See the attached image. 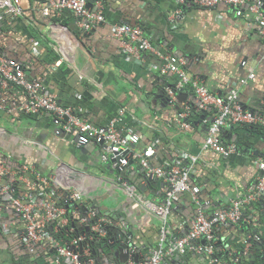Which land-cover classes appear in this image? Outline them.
<instances>
[{
    "label": "crops",
    "instance_id": "crops-1",
    "mask_svg": "<svg viewBox=\"0 0 264 264\" xmlns=\"http://www.w3.org/2000/svg\"><path fill=\"white\" fill-rule=\"evenodd\" d=\"M20 4V16L0 11V51L6 57H27L34 62L28 67L31 71H25L29 78H40L45 90L95 126L117 119L119 131L132 129L139 135L135 151L154 143L156 154L150 160L154 166L177 162L184 153L196 155L191 180L206 185L200 197L205 200L203 212L207 216L246 194L259 176V161L264 160L263 134L245 124L229 125L220 138L239 145L238 153L225 158L204 150L210 117H195L194 127L189 129L179 127L178 121H186L196 96L190 88L175 89L177 77L162 75L160 70L166 62L163 56L168 60L184 56L189 77H196L218 96L225 97L236 87L244 108L263 111L264 39L252 14L237 17L224 5L210 10L189 6L171 21L179 7L176 0H106L103 9L108 18L84 31L67 9L45 16L41 12L44 5L37 0H20ZM118 22L139 25L155 51L143 52L139 59L125 52L112 33ZM58 60L61 63L55 66ZM250 73L255 78L239 85L238 80ZM6 96L15 103L26 99L16 88ZM119 112H123L120 118ZM181 113H185L183 118L179 117ZM54 127L49 113L0 111V158L6 153L34 167L60 189L79 192L100 216L111 217L119 229L125 227L132 234L128 240L143 254L152 251L159 241L160 225L152 209L164 202L163 182L139 177L135 164L130 166L127 179L137 189L123 180L114 181L112 164L101 160L100 147L81 151L72 135L57 136ZM195 207L189 192L176 195L168 216L176 235L187 232ZM258 212L260 220L255 218L249 230L264 235V200ZM14 220L11 230L15 226L18 230L13 234H4L0 225V264H72L67 258L55 262L56 251L51 247H24L20 240L24 222ZM50 225L57 227V222L47 224L48 229ZM219 233L224 249L230 253L250 245L245 236L251 233L246 235L228 225H223ZM106 251L96 246L97 264H106V255L120 262ZM206 260L202 254L188 252L177 262L207 264Z\"/></svg>",
    "mask_w": 264,
    "mask_h": 264
},
{
    "label": "built area",
    "instance_id": "built-area-1",
    "mask_svg": "<svg viewBox=\"0 0 264 264\" xmlns=\"http://www.w3.org/2000/svg\"><path fill=\"white\" fill-rule=\"evenodd\" d=\"M189 3L191 6L199 7L201 9H214L221 5L228 7L234 11L237 17H242L245 12L252 14V21L257 26L259 35L264 39V2L263 0H176L177 4ZM94 8L87 7V0H46L45 7L42 8V14L48 15L49 12L60 13L62 10H69L77 18V25L84 31L94 28L97 24L104 21L103 5L101 1H96ZM0 11L5 15L20 16L23 12L20 0H0ZM181 9L174 12L170 17L171 21L177 17ZM113 36L116 37L125 52L134 54L139 59L143 52H154V47L148 37L145 36L143 30L139 26H130L128 24H114L112 28ZM166 62L161 67V73H170L176 75L178 81L175 85L176 89L190 85L193 88L199 108L206 109L208 106L216 108L217 115L208 128V133L203 141V149L214 151L222 156H230L235 154L236 146L234 144H223L220 142L217 135L220 133L222 127L227 124L238 123H256L264 125V116L253 114L252 112L243 110L237 103V91L231 89L225 98H221L200 82L197 78L191 79L188 77L186 71L181 69L185 64L184 58L168 60L164 57ZM248 78L241 79L239 83L247 84L248 80L254 78V74L250 73ZM10 83L17 86H22L28 94V100L19 108L17 104L11 103V107L6 108L5 101L0 98V110L5 109L7 113L15 111L36 112L44 110L55 115L54 120L65 133H73L77 137L78 145H85L89 140L93 139L97 142L107 144V150L111 154L110 158H118L120 165H126L128 161L136 159L140 166L146 169L147 176L160 178L164 184L165 202L162 207H154L155 211L162 219L163 227L160 235L159 247L146 260L141 262L129 261L128 264H169L168 257L173 254H186L191 251L198 254H211L213 248L211 245L193 244L194 241L206 237L211 239V229L213 225L225 224L226 222H236L240 218V212L243 204L254 200L257 195L264 193V161L259 163V169L262 176L258 179V183L248 190L247 196L243 200H237L231 203L227 208H223L214 212L211 216H206L201 210L200 192L204 185H193L190 183V174L192 172L193 164L198 160L196 155L184 153L183 160H187L189 164L182 166L180 162H175L172 165L151 167L149 164L150 158L154 155L155 149L153 146L146 147L140 153H133L131 146L138 142V135L131 129L121 133L117 129V119L111 120L105 126H94L88 121L81 119L73 112L71 107H62L56 101L54 96L42 93V84L39 80H26L22 70L21 64L13 59H9L0 53V88L5 89ZM172 95V91H168ZM120 117L123 112H119ZM184 117V114H181ZM184 129H189L190 125L182 123ZM107 156H103L106 160ZM1 174H6L7 169L0 164ZM36 181L43 182L45 187H49L47 179L42 177L39 173L34 172ZM17 174V173H16ZM15 174V176H16ZM15 177L12 173L10 182H2L0 176V196L4 197L8 204L4 206L5 209L11 207L13 215L18 216L24 221V241L26 246L33 248L43 239L51 240L56 251L57 258L55 262H59L62 258H67L72 264H83L81 256L88 254V248H84L82 253L77 251L80 247V241L85 236L80 235L72 238L68 243H62L60 240L54 239L49 230L46 228L47 224H51L56 220L59 214L64 213L62 207L57 206V199L54 197V189L49 188L48 192L40 190L36 193H24L23 198L19 199L12 195L14 188L11 187V182ZM17 180L25 182L26 186L32 191L35 184L23 175H17ZM181 192H189L195 204L197 205L196 213L189 221V230L186 234L171 238L170 241L165 242L167 235L170 233L165 227V220L170 213L172 201ZM78 201L83 202L80 193L76 191H69L64 201ZM2 210V208H1ZM0 210V211H1ZM95 212L90 210L84 214L80 220V224H86L90 218H94ZM1 216L3 214L1 213ZM103 220V218H101ZM4 228L10 229L14 224V220L8 218L5 220ZM67 219L61 218L57 223L64 225ZM92 224L90 230L98 231L99 224ZM214 259H210L207 264H213ZM88 264H91L89 262Z\"/></svg>",
    "mask_w": 264,
    "mask_h": 264
},
{
    "label": "clouds",
    "instance_id": "clouds-1",
    "mask_svg": "<svg viewBox=\"0 0 264 264\" xmlns=\"http://www.w3.org/2000/svg\"><path fill=\"white\" fill-rule=\"evenodd\" d=\"M37 1H39L40 3H42L44 6L43 7H45V4H46V0H43V1H41V0H37ZM96 1H101V3H102V5L104 6V4H103V0H94L93 2H92V6L91 7H88V8H94V4H95V2ZM87 2H88V0H87ZM264 2V1H263ZM41 12H42V10H41ZM23 13V12H22ZM51 13H53V12H49V14L48 15H50ZM72 13V12H71ZM245 13H248V12H245ZM73 14V13H72ZM103 14H104V21L106 20V16H105V12H104V9H103ZM48 15H45V16H48ZM75 17V16H74ZM75 19H76V22H77V18L75 17ZM103 21V22H104ZM170 21V20H169ZM116 24H126V23H116ZM128 24V23H127ZM128 25H130V26H139V25H132V24H128ZM114 26V25H113ZM140 27V26H139ZM141 28V27H140ZM142 29V28H141ZM83 30V29H82ZM258 30V29H257ZM89 31V30H88ZM113 33V32H112ZM0 53L2 54V52L0 51ZM2 55H4V54H2ZM5 56V55H4ZM6 57V56H5ZM165 56H163L162 58H164ZM7 58H9V59H13V60H15L16 62H18L19 64H21V66H22V70H23V73H24V77H25V79L28 81V80H35L36 78H29L27 75H26V73H25V71H31V69H29L28 67L30 66V65H34L35 63L34 62H27V59H26V57H25V61H23V60H17V59H14V58H10V57H7ZM179 58H185L186 59V57H184V56H179ZM178 57H176L175 59H179ZM185 59H184V61H185ZM187 60V59H186ZM60 63H61V60H58L57 62H55V66H59L60 65ZM185 63H186V61H185ZM242 64L244 65V63L242 62ZM184 65L185 64H183L182 66H181V69H184ZM185 70V69H184ZM160 72H161V70H160ZM162 75H168V74H170V73H161ZM171 75H174V74H171ZM174 76H176V75H174ZM189 77V76H188ZM191 78V77H190ZM196 77H192L191 79H195ZM248 78V77H247ZM254 78H255V75H254ZM253 78V79H254ZM252 79V80H253ZM36 80H39L40 82H41V84H42V86L44 85L43 84V81L40 79V78H38L37 77V79ZM199 80V79H198ZM241 80V79H240ZM240 80H238V84L239 85H242L241 83H239V81ZM177 81H178V78H177ZM176 81V82H177ZM200 81V80H199ZM249 81V80H248ZM201 82V81H200ZM203 83V82H202ZM204 84V83H203ZM176 85V84H175ZM205 85V84H204ZM244 85H246V84H244ZM190 85H186L185 86V88H187V87H189ZM206 86V85H205ZM207 87V86H206ZM14 88H16V89H18V90H20L21 91V94L22 95H24V96H26V99L23 101V102H17V103H15V102H9V100H8V98H7V96H6V93L9 91V90H12V89H14ZM43 89H42V93H45V94H48V95H50V96H54L55 97V99H56V101L58 102V104H60L62 107H69V106H66V105H64V104H62V103H60L59 102V100H58V98L54 95V94H52V93H49L47 90H45V88H44V86L42 87ZM174 88H175V86H174ZM184 88V87H183ZM234 89H236V91H237V103L239 104V106L243 109V110H245V111H249V112H252L253 114H256V115H260V116H264V114L262 113V112H253V110H250V109H247V108H244L242 105H241V103L239 102V100H238V88H236V87H233ZM233 88H231V89H233ZM176 89V88H175ZM181 89V88H180ZM191 89L193 90V88H192V86H191ZM230 89V90H231ZM209 90V89H208ZM229 90V91H230ZM210 91V90H209ZM194 92V91H193ZM213 93V92H212ZM170 94V93H169ZM195 94V93H194ZM214 94V93H213ZM228 94V93H227ZM226 94V95H227ZM216 95V94H215ZM218 96V95H217ZM219 97H221V98H225V97H223V96H219ZM0 98H2L4 101H5V104H6V108L9 106V107H11L12 105H11V103H15V104H17V106L20 108L21 106H22V104L23 103H25L27 100H28V94L25 92V90H24V88L22 87V86H17V85H15L14 83H10L9 84V86L7 87V88H5V89H2V88H0ZM197 100V99H196ZM196 104L198 105V107H199V104H198V101H196ZM209 108H212L213 110H214V112H215V115H214V117H213V119H212V121H211V123L213 122V120H214V118H215V116L217 115V110H216V108H214V107H212V106H208ZM0 111H3V112H5L6 114H12V113H14V112H10V113H7L6 111H5V109H3V110H0ZM15 112H17V111H15ZM23 112H25V111H23ZM73 112L77 115V116H79V114L75 111V109L73 108ZM25 113H34V114H40V113H49V114H51L50 112H47V111H44V110H38V111H36V112H25ZM181 114H184V116H185V113H181ZM181 114H179V117H181ZM52 116H53V123H54V125H55V127H54V133H56V135L57 136H61L63 133H64V136L66 135V134H68V135H72V137L74 138V142H75V145H77V147H80V146H86V145H88V144H90V143H99V142H97V141H95V140H93V139H91V140H89L85 145H78L77 144V137H76V135L75 134H73V133H65L57 124H55V122H54V120L56 119V117H55V115H53V114H51ZM80 117V116H79ZM118 117L120 118V115H118ZM81 119H84V118H82V117H80ZM181 118H183V117H181ZM85 120V119H84ZM87 121V120H86ZM90 123V122H89ZM182 123H186V124H189V123H187L186 121H182V122H180V121H178V125H179V127H181L182 129H184L182 126H181V124ZM211 123H210V125H211ZM243 124H245V125H250V124H259V125H262V126H264L263 124H260L259 122H256V123H238V124H227V125H225L224 127H222L221 128V130H220V133L217 135V137L219 138V140H220V142L222 143V138H220V135H221V132H222V130L226 127V126H229V125H243ZM190 125V124H189ZM209 125V126H210ZM95 126V125H94ZM103 126H105V125H103ZM209 126L207 127V130H206V132L208 133V128H209ZM190 127H191V125H190ZM126 130H128V129H126ZM126 130L125 131H120L121 133H124V132H126ZM132 130V129H131ZM2 131V129L0 128V135H1V133L3 132H1ZM133 131V130H132ZM134 132V131H133ZM135 134H136V132H134ZM137 135V134H136ZM138 137H139V135H138ZM205 137H206V134H205ZM205 139V138H204ZM138 141H139V139H138ZM204 141V140H203ZM225 142V141H224ZM102 143V145H103V147L102 146H99V145H96V146H98V147H100L101 148V155H100V157H101V160H103V156H107V159L106 160H103V161H105V162H107V164L108 163H111L112 165V169H114V167H118V166H124V167H127L128 168V172H129V168H131L130 166H132L133 164H135V166L140 170V169H143L144 170V176L145 177H150V178H157V177H151V176H147V174H146V169L145 168H143L142 166H140V164H139V162L136 160V159H130L129 161H128V163L126 164V165H120L119 164V162H118V158H110V153L108 152V150H107V144H105V143H103V142H101ZM138 143V142H137ZM136 143V144H137ZM136 144H134V145H132L131 146V149H132V152L133 153H135V154H137V153H140V152H142L146 147H148V146H153L154 147V149H155V144L153 143L152 145H148V146H146L143 150H141V151H135V149H134V146L136 145ZM226 144H234L235 146H236V153L235 154H237L238 153V148H237V145L235 144V143H232V142H225V145ZM215 153V152H214ZM156 154V149H155V153H154V155ZM217 154V153H216ZM0 155H2V150L0 149ZM3 155L4 156H6V158H4L3 156H2V158H0V164H2L6 169H7V172H6V174H1V172H0V176H1V179H2V182L4 183V182H10V179H11V177H12V173L14 174V177H15V179H14V181H12L11 182V187L12 188H14V183L15 182H21L23 185H24V187H25V189H23L24 190V193H36V192H38L37 190H36V183H38L39 181H36V177H35V173L34 172H37V173H39L37 170H35L34 169V167H29L28 165H26V164H22V163H20V162H18L16 159L14 160L15 162H13L12 164H10V163H8L7 162V159L8 158H11L10 157V155H7L6 153H3ZM153 155V156H154ZM220 155V154H219ZM232 155H234V154H232ZM152 156V157H153ZM222 156V155H221ZM231 156V155H230ZM151 157V158H152ZM223 157H225V158H227V157H229V156H223ZM151 158H150V160H151ZM183 159H182V157H181V159L179 160V161H177V162H180V164H181V161H182ZM187 161V160H186ZM262 161H264V160H260L259 161V163L260 162H262ZM175 162H173V163H171V164H167V165H172V164H174ZM259 163H258V169H259ZM149 164H150V166L151 167H160V166H154V165H152L151 164V161H149ZM189 164V162L187 161V163L186 164H184V165H182V166H187ZM167 165H163V166H167ZM136 167H135V169H136ZM26 172H29L30 174H31V176H33V179H35V182H33L29 177H27V176H25L24 175V173H26ZM17 173V174H16ZM15 174H16V176H15ZM40 174V173H39ZM17 175H23L25 178H27V179H29L31 182H33L34 184H35V188H34V190H30L29 189V187H27L26 186V184H25V182H23V181H21V180H17ZM41 175V174H40ZM42 176V175H41ZM262 176V172H261V170L259 169V176H258V178H257V180L253 183V184H251L249 187H248V189H247V191H246V194L242 197V198H240L239 200H243L246 196H247V194H248V190H249V188L250 187H252V186H255L257 183H258V179L260 178ZM43 177V176H42ZM45 178V177H44ZM47 179V183L49 184V187H47V188H53L54 189V191L57 193L56 194V197H57V195L59 196L60 194H61V192H64L65 194L63 195V196H65L69 191H72V190H62V189H60L59 187H57L52 181H50V179H48V178H46ZM145 179V178H144ZM157 179H160V178H157ZM146 180V179H145ZM161 180V179H160ZM118 181V180H117ZM120 181H122V180H119V182ZM162 181V180H161ZM163 182V181H162ZM190 183L191 184H193V185H204V188H203V190L201 191V192H203L204 190H205V188H206V185L204 184V183H193V181L191 180V174H190ZM163 185H164V187H165V184H164V182H163ZM130 186V185H129ZM133 186V185H132ZM135 189V188H134ZM13 192H14V190H13ZM77 192V191H76ZM200 192V193H201ZM24 193L22 194V197L21 198H23V196H24ZM79 193V192H78ZM81 195V194H80ZM164 195V202H165V193L163 194ZM62 196V197H63ZM262 196V198H260ZM2 197V196H1ZM15 197V196H14ZM55 197V196H54ZM81 197H82V200H83V202L85 201L84 200V198H83V196L81 195ZM4 198V197H3ZM17 198H19V197H17ZM21 198H19V199H21ZM199 198L201 199V204H202V206H201V211L203 212V206H204V199H202L201 197H200V194H199ZM259 198H260V200H259ZM5 199V198H4ZM57 199V198H56ZM175 199V198H174ZM173 199V200H174ZM257 200H259L260 202L262 201V200H264V193H262V194H259V195H257L256 196V198L254 199V200H252V201H250L249 203H246V204H250V203H254V202H256ZM7 200L5 199V202H6ZM164 202H163V204L161 205V206H155V207H162L163 205H164ZM173 202V201H172ZM194 202V201H193ZM82 203V202H81ZM7 204H8V202H7ZM194 204H195V202H194ZM246 204H243L242 205V207H241V209L239 210V212L241 213V210H243V206L244 205H246ZM7 206V205H6ZM195 209H194V212L196 211V209H197V205L195 204ZM230 206V205H229ZM229 206H225L224 208H227V207H229ZM1 208H2V210H1ZM10 208L11 207H9L8 209H5V207L3 206V207H0V225H1V230H2V232L4 233V234H13L14 232H13V230H18L17 229V226H15V229H13V230H11V228L10 229H5L4 228V224H5V220L6 219H8V218H10V219H12V220H14V219H17V218H19L18 216H16V215H10L9 214V216H1V213L3 214L4 212H9L10 211ZM90 210H92L93 212H95V215L96 214H98L99 215V218L97 219V221H98V223L97 224H99V222L100 221H102V222H108V223H112V220H110L109 218H108V216L107 217H105V218H103V216H100V214L98 213V211H97V209H96V207L95 206H92L91 205V207L89 208ZM170 209H172V205H171V208ZM170 209H169V211H170ZM89 210V211H90ZM11 212H13V209H11ZM87 212V211H86ZM85 212V213H86ZM171 212V211H170ZM196 213V212H195ZM195 213H194V215H195ZM204 213V212H203ZM170 214V213H169ZM169 214L167 215V217H166V220H165V227H166V229H168L169 230V234L167 235L168 237L166 238V240H165V242H168V241H170L171 240V238H175V237H179V236H182V235H184V234H186L187 232H188V230H189V228H188V230H187V232L186 233H184V234H182V235H176L174 232H173V230L170 228V226H169V224H168V216H169ZM205 214V213H204ZM213 214H214V212H213ZM212 214V215H213ZM94 215V216H95ZM158 215V214H157ZM193 215V216H194ZM206 215V214H205ZM241 215H242V213L240 214V218H241ZM207 216V215H206ZM62 218V217H61ZM101 218H103V220H101ZM158 218H159V222H160V225H159V238H160V235H161V230H162V227H163V222H162V219H161V217L158 215ZM239 218V219H240ZM63 219V218H62ZM66 219V218H65ZM192 219V218H191ZM190 219V220H191ZM239 219L236 221V222H230V221H228V222H230V223H233V224H235V223H238V221H239ZM61 220V219H60ZM15 221V220H14ZM22 222H24L23 220H22ZM228 222H226L225 224H219V225H226ZM53 223H55V221L53 222ZM67 223V222H66ZM65 223V224H66ZM216 225H218V224H216ZM51 226V225H50ZM213 226H215V225H213ZM212 226V227H213ZM228 226H232V225H228ZM24 227H25V225H23L22 226V234H21V236H20V240H21V243H22V245L24 246V247H27V248H29L28 246H26V244H25V241H24ZM47 227V226H46ZM48 228V227H47ZM123 228H125V227H123ZM122 228V229H123ZM51 229H52V226L50 227V229H48V230H50L51 231ZM53 230H56V228H54V226H53ZM115 230H121V229H119V228H117V225H114V231ZM87 231H90V232H95L96 233V242L97 241H99L101 238H103V237H105L106 239H105V241H102L101 242V246L104 248V250L106 251V247L108 246V250L106 251V252H108V253H112V250H113V247H109V244H111L112 242H109V238L110 237H112V235L109 237L108 236V234L109 233H114V232H109V233H107L106 234V230H105V228H103V226L101 225V228H100V226H99V229H98V231H94V230H90V227L89 226H87L86 227V229H85V231L84 232H82L81 233V235H84L85 236V238L83 239V240H85L86 238H88V240H90L91 241V236H87L86 235V232ZM127 232H128V230H127ZM132 234H130V236H131ZM130 236H128L127 237V239L129 238L130 239ZM73 238H76V237H73ZM72 238H70V240H71ZM94 239V238H93ZM92 239V240H93ZM202 239H204V241H205V243L203 244L202 243ZM82 240V241H83ZM82 241H80V247L79 248H77V251H79V252H81L82 253V251H83V249L84 248H88V254H86V255H82L81 256V262L83 263V264H88L89 262H91V264H97L96 263V260L98 259L97 257H96V252H95V249H92L91 248V245H89V246H87V247H84L83 245H82ZM129 241V240H128ZM131 242V241H130ZM159 242H160V240L158 241V244L154 247V249L152 250V251H150L148 254H143L142 253V250L141 249H139L136 245L135 246H133V247H131L129 250H130V256H129V259L125 262V263H122V262H119L120 264H128V262L129 261H134V262H141V261H143V260H146L154 251H156L157 249H158V247H159ZM215 242V244L217 243V241L215 240V241H212V229H211V239L210 240H208L206 237H202L201 239H199V240H197V241H194L193 242V244H195V243H199V244H202V245H211L212 246V248H213V243ZM133 243V242H132ZM93 244V243H92ZM134 244V243H133ZM105 247H104V246ZM33 248H35L36 249V247L34 246ZM136 248H138V250L136 249ZM222 249V248H221ZM189 252H191V251H189ZM188 253V252H187ZM186 253V254H187ZM213 253V252H212ZM211 253V254H212ZM186 254H183V255H180V254H173V255H171V256H169L168 257V261H169V264H172L171 263V261L175 258V257H178V259H177V261L180 259V257H182V256H185ZM211 254H202V255H204L205 257H206V263H208V261L210 260V259H213V258H210V255ZM134 256H136V260L134 259L135 257ZM83 257H87V259L86 260H82V258ZM96 259H95V258ZM103 260L105 261V263L106 264H116L115 262H118V261H116V260H112V259H110V257L109 256H104L103 257ZM215 260V259H214ZM103 261V262H104ZM176 261V260H175ZM176 261V262H177ZM60 262V261H59ZM215 262H216V260H215ZM215 262L213 263V264H215Z\"/></svg>",
    "mask_w": 264,
    "mask_h": 264
},
{
    "label": "trees",
    "instance_id": "trees-1",
    "mask_svg": "<svg viewBox=\"0 0 264 264\" xmlns=\"http://www.w3.org/2000/svg\"><path fill=\"white\" fill-rule=\"evenodd\" d=\"M102 2L104 5L106 4V0H103ZM189 6L191 5L187 2L185 4L179 5L182 11H185L187 7ZM106 17L108 18V15ZM109 20L111 22L113 19L112 20L109 19ZM21 60L25 61V58H22ZM27 62H31V61H28L27 59ZM187 88H190L191 90V86ZM195 104L191 106L189 113L186 117V122L189 123L191 127H194V123H195L194 118L197 116L202 115L203 117L206 115L210 117V119L206 122V127H208L215 115L214 110L209 107H207L206 109H201L198 107L197 104L196 105ZM250 110H253V109H250ZM253 112H262L264 114V107H263V111L253 110ZM248 126H250L252 129H255L256 132H258L259 134H263L264 136V126L259 125V124H250ZM221 140H222V143L225 144L224 140L223 139ZM237 148L239 150L240 146L237 145ZM3 157L6 158V156L4 155ZM14 160H15L14 158H8L7 162L12 164L13 162H15ZM186 163H187L186 160L181 161V165H184ZM24 175L29 177L33 182H35V179H33V176H31L29 172L24 173ZM200 183H203V182H200ZM13 186H14V192L12 193V195L15 197L21 198L22 194L24 193L23 189H25L24 185L21 182H15ZM42 189L45 190L46 192H48L49 190V188L45 187V184L43 182L36 183V190L40 191ZM53 194L55 198H57V206L60 208L62 207V209H64V213L59 214L56 217L55 222L58 223L61 217L67 219V223L64 225H62V223L59 224L57 230H53V225H52V229L51 231L49 230V232L54 239L60 240L62 243H68L70 241V238L80 236L81 233L85 231L87 226L90 227L92 224H95L97 222V219L99 218L98 214H96L94 218L93 217L90 218V220L87 221L86 224H80V220L84 217L85 212L86 211L89 212L90 210L89 208L91 207V205L89 204L88 201H84L82 203L78 201H74V200L65 202L64 201L65 196H63L65 194L64 192H61V194L59 196L57 195V197H56L57 193L55 191ZM260 198H262V196ZM259 200H257L254 203L246 204L243 206V210H241L242 215L238 223L233 224V223L228 222L226 225H232V227H234L238 232L242 231L246 235L251 233L252 231L249 230V227L253 228L252 226L254 225L255 218L257 220H260V216L258 212L259 204H262L263 200L261 202ZM6 205H7V201L5 202V199L0 196V207L6 206ZM11 209L12 208H10V213L8 212L10 215L13 214V212H11ZM108 218L112 220V223L102 222V221L99 222L100 228L102 225L103 228H105L107 233L113 232L114 230L113 226L116 223L111 217L108 216ZM257 223L259 224V222ZM222 226L223 225L218 224L212 227V241L216 240L217 243L216 244L215 242L213 243V253L210 255V258H213L216 260L215 264H264V235H261V233H259L258 231L257 233H254V234L252 232L251 235L245 236V241H248L250 243L249 247L245 248L243 246L242 248H240L239 251L230 253L229 250L224 249V244L222 241H220L219 232ZM86 235L92 237L91 241L88 240V238H86L85 240L82 241V245L84 247L91 245V248L95 250H96V246L98 244L101 245V242L105 241L106 239L105 237H103L99 241L96 242L95 232L87 231ZM43 245L46 248L51 247L52 249H55L53 246V242L51 240H46V239H43L41 242L36 244L35 247L38 248ZM86 259L87 257L82 258V260H86ZM115 263L120 264L119 262H115Z\"/></svg>",
    "mask_w": 264,
    "mask_h": 264
},
{
    "label": "water",
    "instance_id": "water-1",
    "mask_svg": "<svg viewBox=\"0 0 264 264\" xmlns=\"http://www.w3.org/2000/svg\"><path fill=\"white\" fill-rule=\"evenodd\" d=\"M94 0H88L87 2V7H91L92 6V2ZM64 135V133H63ZM61 135V136H63ZM96 145H99V146H102V143L99 142V143H90L86 146H80L79 149L81 151H84V150H91L92 148L94 149L96 147ZM140 172V175H138L139 177L140 176H143V178H145L148 182L152 181L153 178H150V177H145L144 176V170L143 169H140L139 170ZM113 175H115L116 177L113 178L114 181L117 182V179H118V183H119V180H123L124 182H127L128 185L132 186V184L130 182H128V179H127V175H128V168L127 167H124V166H118V167H114L113 169ZM133 188L137 189V185L136 186H132ZM112 235V237H110ZM108 236L110 237L109 238V242H112L111 244H109V247H113V250H112V253L118 257L119 261L122 262V263H125L128 259H129V256H130V248L134 246V244L130 241H128L127 237L130 236V233L127 232V229L126 228H123L121 230H115L114 233H109ZM202 243L204 244L205 241L204 239H202ZM138 250V248H136ZM135 260H136V256H134ZM178 259V257H175L171 263L172 264H180L178 262H176ZM176 260V261H175Z\"/></svg>",
    "mask_w": 264,
    "mask_h": 264
}]
</instances>
